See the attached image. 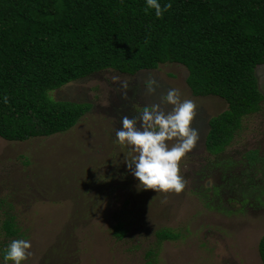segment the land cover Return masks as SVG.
I'll use <instances>...</instances> for the list:
<instances>
[{
    "label": "rangeland",
    "instance_id": "rangeland-1",
    "mask_svg": "<svg viewBox=\"0 0 264 264\" xmlns=\"http://www.w3.org/2000/svg\"><path fill=\"white\" fill-rule=\"evenodd\" d=\"M256 75L264 95V65ZM187 77L188 70L178 64L134 76L102 71L50 93L57 101L93 105L72 130L25 142L0 137V200L12 204L21 239L32 244L23 264H146L152 248L155 264H263L264 103L244 118L225 152L213 155L205 147L209 122L228 105L218 97H195ZM149 79L157 81L154 94L147 91ZM169 89L197 104L192 127L199 140L180 162L187 184L179 194L144 190L125 163L136 153L115 135L123 116L136 117L145 106L161 103ZM256 152L260 161L251 165L248 156ZM26 160L30 165L23 164ZM99 176L106 182L99 183ZM76 178L93 183L77 185ZM93 204L95 210L85 214ZM118 221L130 228L123 240L113 235ZM162 227L180 238L157 246L155 231ZM0 264H5L1 251Z\"/></svg>",
    "mask_w": 264,
    "mask_h": 264
},
{
    "label": "trees",
    "instance_id": "trees-1",
    "mask_svg": "<svg viewBox=\"0 0 264 264\" xmlns=\"http://www.w3.org/2000/svg\"><path fill=\"white\" fill-rule=\"evenodd\" d=\"M159 2L172 4L162 18L154 9L145 12L146 0H0V137L25 142L72 130L93 105L57 101L50 94L72 82L107 70L134 76L178 64L188 70L186 82L195 97L227 103L228 109L210 120L205 141L211 154L225 152L244 118L264 103L256 75L264 65V0ZM248 158L251 165L260 161L257 152ZM76 181L85 187L93 183ZM1 209L4 260L8 244L24 234L12 204L0 200ZM126 225H114L118 240L129 235ZM155 237L160 246L180 234L162 227ZM156 254L150 249L146 264H155ZM259 254L264 264V236Z\"/></svg>",
    "mask_w": 264,
    "mask_h": 264
},
{
    "label": "clouds",
    "instance_id": "clouds-1",
    "mask_svg": "<svg viewBox=\"0 0 264 264\" xmlns=\"http://www.w3.org/2000/svg\"><path fill=\"white\" fill-rule=\"evenodd\" d=\"M171 8V3L162 6L159 0H146L145 12L154 9L156 17L162 18ZM147 84L148 93L154 94L157 81L149 79ZM161 104L171 105V110L165 111ZM196 114L195 101L182 99L179 89H169L161 103L145 106L136 117H122V127L115 135L121 145L127 144L136 153L130 159L126 157L125 163L144 190L184 191L187 181L181 175L180 162L199 140L198 130L192 127ZM171 141L175 142L170 145ZM31 248L27 239L12 240L5 249V264H23L32 255Z\"/></svg>",
    "mask_w": 264,
    "mask_h": 264
}]
</instances>
